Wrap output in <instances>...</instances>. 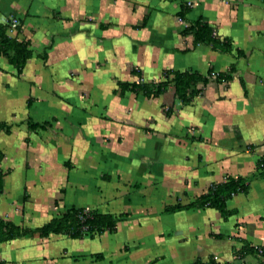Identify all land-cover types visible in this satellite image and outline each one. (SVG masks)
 Here are the masks:
<instances>
[{"label": "crops", "instance_id": "crops-1", "mask_svg": "<svg viewBox=\"0 0 264 264\" xmlns=\"http://www.w3.org/2000/svg\"><path fill=\"white\" fill-rule=\"evenodd\" d=\"M190 1L184 20L183 0H0V23L17 17L33 51L20 74L0 55V123L10 126L0 131V216L37 227L72 207L128 215L101 235L1 242L0 260L258 263L252 251L242 260L235 251L264 247V177L228 200L237 213L227 220L212 208L164 213L230 175H254L264 157V0ZM196 20L232 53L195 46L184 30ZM232 66L231 79L200 83L188 104L174 86L158 97L121 89L162 81L166 70Z\"/></svg>", "mask_w": 264, "mask_h": 264}, {"label": "trees", "instance_id": "trees-1", "mask_svg": "<svg viewBox=\"0 0 264 264\" xmlns=\"http://www.w3.org/2000/svg\"><path fill=\"white\" fill-rule=\"evenodd\" d=\"M190 9L191 6L188 5V0H183L182 10L179 12L180 17L187 20ZM9 20L6 23H0V55L5 56L8 61L16 67L18 74H20L29 58L32 57L33 51L30 48V42L19 37L22 29L21 22L16 33L12 35L9 32ZM215 32L212 26L201 20L190 21V25L184 30V33H189L194 36L195 46L198 44H205L210 45L215 50L232 53L233 47L230 41L227 39L221 40ZM242 55H244V53L239 51L238 57ZM234 70L235 67L232 66L227 72L216 73V75L213 76V70H210L208 74H202L192 70L171 69L165 71V79L162 81L144 82L139 80L133 83H122L121 89L122 92L130 89L136 93H143L149 97H158L167 91L170 86H174L176 97L179 98L183 104H188L194 97L202 92L203 87L199 86L200 83L205 86L211 78L217 81L229 80L233 77ZM139 75L141 74L139 73ZM48 125V123L44 122L29 121V126L32 128L38 126L47 127ZM2 130L9 132L10 126L6 123H0V131ZM4 156V151L0 147V194L4 188L5 172L1 167ZM263 160L264 157L259 159V171L254 175H230L224 181L211 184L204 194L187 204L178 203L166 206L164 213H174L192 208H212L217 210L221 216L227 220L237 213L235 208L230 209L228 207V200L238 194H247L250 191L252 182L257 178L264 177V166L261 167V161ZM126 216L128 215L125 213L116 215L112 213H101L93 209L85 211V208L72 207L64 211L62 215L53 217L47 223L37 227L22 226L0 216V243L22 237H35L36 235L48 237L51 234H68L73 238H81L86 234H90L91 236L101 235L106 231L115 232L119 222L125 220ZM217 236L221 235L217 234ZM246 251H252L256 256H259L260 258L257 264H263L264 252L259 253L254 246H250L249 244L235 251V254L237 257L243 258L246 255ZM98 257L101 258V255H98ZM0 264L7 263L0 260ZM187 264L219 263L214 257H210L208 261L197 258L193 262ZM224 264L234 263L224 262Z\"/></svg>", "mask_w": 264, "mask_h": 264}, {"label": "built area", "instance_id": "built-area-1", "mask_svg": "<svg viewBox=\"0 0 264 264\" xmlns=\"http://www.w3.org/2000/svg\"><path fill=\"white\" fill-rule=\"evenodd\" d=\"M188 5L192 7V6H193V2L190 1V0H188ZM19 24H20L19 19H18L17 17H12V18L9 20V25H10L9 32H10L11 34H15V32H16V30H17ZM212 75L215 76V75H216V72H212ZM263 166H264V160L261 161V167H263ZM89 210H90V208H85V211H89ZM254 247L259 251V253H263V252H264V247H262V246H260V245H257V246H254ZM214 258H215V260H218L219 256L215 255ZM239 258H240V260H242L241 257H237V256H235V259H239ZM219 264H224V262H221V263H219ZM241 264H244V263H241Z\"/></svg>", "mask_w": 264, "mask_h": 264}, {"label": "rangeland", "instance_id": "rangeland-1", "mask_svg": "<svg viewBox=\"0 0 264 264\" xmlns=\"http://www.w3.org/2000/svg\"><path fill=\"white\" fill-rule=\"evenodd\" d=\"M263 264H264V258H263Z\"/></svg>", "mask_w": 264, "mask_h": 264}]
</instances>
